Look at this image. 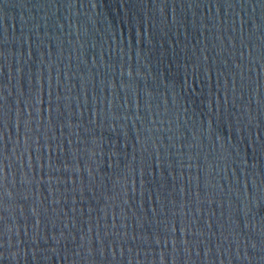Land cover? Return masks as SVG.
Segmentation results:
<instances>
[{
    "label": "water",
    "instance_id": "95a60500",
    "mask_svg": "<svg viewBox=\"0 0 264 264\" xmlns=\"http://www.w3.org/2000/svg\"><path fill=\"white\" fill-rule=\"evenodd\" d=\"M0 264H264V0H0Z\"/></svg>",
    "mask_w": 264,
    "mask_h": 264
}]
</instances>
